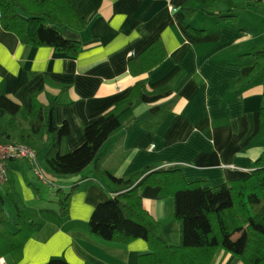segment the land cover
Returning <instances> with one entry per match:
<instances>
[{
	"label": "crops",
	"instance_id": "crops-1",
	"mask_svg": "<svg viewBox=\"0 0 264 264\" xmlns=\"http://www.w3.org/2000/svg\"><path fill=\"white\" fill-rule=\"evenodd\" d=\"M75 1L86 19L83 29L65 32L67 38L81 41L76 56L23 44L0 23V90L18 100L27 114V90L49 77L41 98L46 103L56 100L57 123L69 122L64 151L82 144L84 126L144 78L150 89L172 85L173 92L155 102H138L124 114L121 126L101 146L103 169L128 177L149 165L177 166L186 181L202 179L216 186L246 177L255 168L264 150L259 117L264 71L252 81L244 78L256 60L247 53L264 47V0H238L236 24L209 14L199 19V10L189 20L202 32L187 27L180 9L184 0ZM158 37L165 43L166 57L149 71L133 75L130 58ZM27 120L28 115L24 126ZM37 162L45 180L52 176L38 156ZM8 166L10 185L37 223L17 264H42L52 257L71 264H138V256L149 251L141 238L120 243L90 233L88 221L95 206L114 195L95 174L94 162L81 174L54 177V185L42 180L29 159L11 160ZM59 187L73 190L66 216L55 202ZM142 197L168 242L172 238L169 243H176L173 198L160 197L158 187L151 185L143 188ZM0 263L6 264L5 257ZM212 264L244 263L219 249Z\"/></svg>",
	"mask_w": 264,
	"mask_h": 264
},
{
	"label": "trees",
	"instance_id": "trees-1",
	"mask_svg": "<svg viewBox=\"0 0 264 264\" xmlns=\"http://www.w3.org/2000/svg\"><path fill=\"white\" fill-rule=\"evenodd\" d=\"M229 2L234 6L230 7ZM236 2L184 0L180 9L186 14L187 27L202 32L203 29H197L190 21L199 10L236 24ZM0 23L3 29L15 33L23 44L50 46L76 56L81 41L67 38L65 32L83 29L86 19L75 0H0ZM248 54L256 60L244 78L246 82L264 71V47ZM166 55L165 43L158 37L130 58V72L133 75L147 72ZM49 80L43 76L27 90V126L20 117L21 103L0 90V139L26 144L35 149L37 156L45 151L44 160L52 176H46L45 180L33 162L32 166L43 181L53 185L54 177L81 174L90 163H95V174L114 195L98 203L92 211L88 221L91 234L120 243L138 238L146 240L149 251L138 256V264H212L219 249L244 264H264V150L246 177L216 186H209L202 179L186 181L177 166L149 165L128 177H118L100 166L101 146L121 126L124 114L136 103L155 102L171 94L173 86L150 89L146 79L136 80L127 94L84 126L82 144L64 151V139L70 133L69 122L57 123L54 117L56 100L46 103L41 98ZM259 117L264 129V104ZM17 159L22 158L12 160ZM11 182L12 175L8 172V180L3 185L6 188L3 190L0 185V258L5 257L6 264H17L23 256L25 243L37 230V223ZM147 185L158 187L160 197L173 198L172 230L177 237L176 243L168 242L161 232V222L145 208L142 190ZM72 194L73 190L61 187L57 190L55 202L62 216L69 212ZM7 202L15 208L16 230L7 226L9 214L3 205ZM42 264L71 263L62 257H52Z\"/></svg>",
	"mask_w": 264,
	"mask_h": 264
},
{
	"label": "built area",
	"instance_id": "built-area-1",
	"mask_svg": "<svg viewBox=\"0 0 264 264\" xmlns=\"http://www.w3.org/2000/svg\"><path fill=\"white\" fill-rule=\"evenodd\" d=\"M27 157L31 159L35 166L39 168L35 152L23 143L13 141H3L0 139V185L6 183L8 179L7 163L11 159ZM36 160V161H35ZM40 169V168H39Z\"/></svg>",
	"mask_w": 264,
	"mask_h": 264
},
{
	"label": "rangeland",
	"instance_id": "rangeland-1",
	"mask_svg": "<svg viewBox=\"0 0 264 264\" xmlns=\"http://www.w3.org/2000/svg\"><path fill=\"white\" fill-rule=\"evenodd\" d=\"M238 1V0H237ZM239 2V1H238ZM228 5H230V4H228ZM241 9H240V11L239 10H237V12L239 13V12H242L243 11V7L241 6L240 7ZM197 15V14H196ZM195 15V16H196ZM205 16H207V13H204L203 11H200L199 12V19L202 17H205ZM195 18V17H194ZM259 18H260V16H259ZM262 19H260L259 20V25L261 26V24H262ZM196 23H197V21H196ZM263 26H261V28H262ZM261 43H263V39L261 40ZM261 46V45H260ZM259 46V47H260ZM20 117H21V119L22 120H25L26 118H27V114H26V112H24L23 110H21V112H20ZM25 125H27L26 123H25ZM24 145H26V144H24ZM26 146H28V145H26ZM32 151H33V153L35 152V155H36V160H37V153H36V151H35V149H33L32 147H30V146H28ZM22 159H29V158H27V157H23ZM12 160V159H11ZM31 162H33L31 159H29ZM35 160V161H36ZM38 160H39V162H40V165H41V167L43 168V167H47L46 166V162L44 161V159H43V155H42V153L41 152H39L38 153ZM34 163V162H33ZM38 163V162H37ZM43 170H44V168H43ZM8 180V179H7ZM210 186V185H209ZM4 205V208H5V210H6V212L9 214V220H8V222H7V226H8V228L10 229V230H14V222H16V219H17V215H16V212H15V208H14V206H13V204L11 203V202H7V203H5V204H3ZM0 206H2L1 205V203H0ZM166 232H168V231H166V229H165V234H167ZM169 242H172V238H170L169 239Z\"/></svg>",
	"mask_w": 264,
	"mask_h": 264
}]
</instances>
